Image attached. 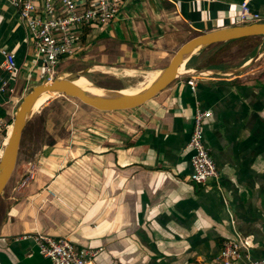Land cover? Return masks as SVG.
Masks as SVG:
<instances>
[{
	"label": "crops",
	"instance_id": "1",
	"mask_svg": "<svg viewBox=\"0 0 264 264\" xmlns=\"http://www.w3.org/2000/svg\"><path fill=\"white\" fill-rule=\"evenodd\" d=\"M242 1L126 0L112 24L86 32L57 71L87 69L89 80L156 72L192 36L237 25ZM248 5L264 21V0ZM250 38L264 48L262 36ZM3 49L14 54L12 73L3 67ZM39 64L17 10L0 0V121L6 126L22 95L41 82ZM188 79L179 77L123 111H98L64 96L45 102L48 140L35 153L20 145L0 197V264H53L23 238L34 233L99 249L86 264L209 263L234 237L245 240L251 257H264V53L242 73L200 77L194 89ZM59 107L69 120L54 117ZM197 107L211 111L203 138L219 170L204 184L190 179L187 147ZM29 170L33 177L23 183Z\"/></svg>",
	"mask_w": 264,
	"mask_h": 264
},
{
	"label": "built area",
	"instance_id": "2",
	"mask_svg": "<svg viewBox=\"0 0 264 264\" xmlns=\"http://www.w3.org/2000/svg\"><path fill=\"white\" fill-rule=\"evenodd\" d=\"M126 0H9L17 10L18 17L33 38L34 49L40 59L38 75L40 80L51 81L57 73L61 61L73 57L83 34L99 33L107 29L116 19ZM258 21V14L252 12L248 0L240 4V12L235 20L237 25ZM4 69L12 73L17 65L14 54L1 50ZM195 78L187 84L194 89ZM13 92V89H9ZM211 116L209 109L197 107L192 118V128L187 147L190 151V179L195 184H204L219 177V170L205 145L203 123ZM9 126L0 121V157L3 152ZM33 177L29 170L24 182ZM31 238L38 253L53 264H86L99 253V249L77 247L66 237H53L34 233L24 235ZM195 264H264V257L254 258L240 237L223 241L219 253L209 263Z\"/></svg>",
	"mask_w": 264,
	"mask_h": 264
},
{
	"label": "water",
	"instance_id": "3",
	"mask_svg": "<svg viewBox=\"0 0 264 264\" xmlns=\"http://www.w3.org/2000/svg\"><path fill=\"white\" fill-rule=\"evenodd\" d=\"M262 36L264 38V21L233 25L211 30L192 36L182 43L173 53L169 62L158 71L148 83H144L134 92L126 93V88L113 89L93 83L87 78V69L74 72H58L51 81L42 80L32 85L25 92L13 114L11 131L0 157V197L13 173L20 150L23 131L33 117L39 100L44 103L54 96L73 99L98 111H123L141 106L154 98L159 92L179 77L200 78L211 75H234L244 72L263 53L259 45L250 58L238 66L227 68L201 67L188 65L193 56L212 45L238 40L246 37ZM86 78L90 85L82 87L75 83L79 78Z\"/></svg>",
	"mask_w": 264,
	"mask_h": 264
},
{
	"label": "rangeland",
	"instance_id": "4",
	"mask_svg": "<svg viewBox=\"0 0 264 264\" xmlns=\"http://www.w3.org/2000/svg\"><path fill=\"white\" fill-rule=\"evenodd\" d=\"M245 44L247 43L239 44L238 46H235V47L227 46L226 48L227 49L229 48V49L228 51H226V53H224V55L223 54L221 55V58L223 57L224 58L223 60H225V62L229 63L230 65L237 63L239 60H241L244 57L246 53H249V51L251 50V48L249 47L250 45H245ZM198 54H201V52H199ZM201 64L202 62L199 65ZM114 72L116 74H119L120 70H117ZM117 76L119 77L117 78L116 77H110V78L98 77L91 81L96 84H106L108 86H115V87L125 86L132 90L140 88L141 86L144 85L143 83H145V73H137L135 78L133 77L132 78H120V75H117ZM57 101H59L60 104H63L62 99H59ZM40 108L37 111H35L33 117L30 119V121L26 125L23 131V135H22L21 149L29 150L30 153L37 152L40 149L41 145L48 140L47 133L51 132L50 129H48V127H46L45 124L46 122H52V120L48 119L47 118L48 115L46 117V111H43L44 109L41 110ZM64 109L65 108L63 107L62 108L59 107V110H56L55 112L56 114L54 117L61 121H65L67 119L69 120L70 112L67 111V109L65 110Z\"/></svg>",
	"mask_w": 264,
	"mask_h": 264
},
{
	"label": "trees",
	"instance_id": "5",
	"mask_svg": "<svg viewBox=\"0 0 264 264\" xmlns=\"http://www.w3.org/2000/svg\"><path fill=\"white\" fill-rule=\"evenodd\" d=\"M87 32V31H86ZM84 33L83 37H86L87 33ZM247 43L245 45H250L249 47L251 48V50L249 51V53H246L244 55L243 58L247 57L249 54H254L256 51V47H257V43L255 38H250V37H246V38H242V39H238V40H233V41H228V42H223V43H219V44H215L210 46L209 48L202 50L201 54H197L195 56L192 57V59L189 61L188 65H194L197 62H202L201 65L198 64V68L201 67H215V68H227L230 67V64L225 62V60H223L224 58H221V55L224 53H226V51H228V49L226 48L227 46H234L238 43ZM203 54V55H202ZM205 59V60H204ZM226 59V57H225ZM202 60V61H201ZM244 61V60H243ZM239 62L238 65L242 64V62ZM236 65V66H238ZM197 68V67H196Z\"/></svg>",
	"mask_w": 264,
	"mask_h": 264
},
{
	"label": "bare ground",
	"instance_id": "6",
	"mask_svg": "<svg viewBox=\"0 0 264 264\" xmlns=\"http://www.w3.org/2000/svg\"><path fill=\"white\" fill-rule=\"evenodd\" d=\"M155 74H156V72H151V71L147 72L145 74V83L150 82L155 77ZM75 83L80 85V86H82V87H88L90 85L89 81L86 78H84V77L79 78L78 80L75 81ZM134 91L135 90H132L130 88H126L124 90V92H126V93H131V92H134ZM43 104H44V100L41 99V100L38 101V103L36 104L35 108L39 109ZM10 131H11V126H9L8 134L10 133ZM6 140H7V136H6L5 142H6Z\"/></svg>",
	"mask_w": 264,
	"mask_h": 264
}]
</instances>
